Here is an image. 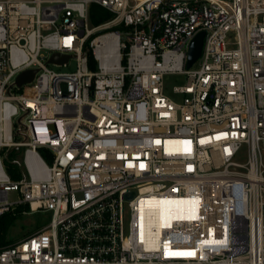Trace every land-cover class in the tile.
<instances>
[{
    "label": "built area",
    "instance_id": "built-area-1",
    "mask_svg": "<svg viewBox=\"0 0 264 264\" xmlns=\"http://www.w3.org/2000/svg\"><path fill=\"white\" fill-rule=\"evenodd\" d=\"M20 207L49 220L0 264H264V0H0V218Z\"/></svg>",
    "mask_w": 264,
    "mask_h": 264
},
{
    "label": "rangeland",
    "instance_id": "rangeland-1",
    "mask_svg": "<svg viewBox=\"0 0 264 264\" xmlns=\"http://www.w3.org/2000/svg\"><path fill=\"white\" fill-rule=\"evenodd\" d=\"M90 27H95L93 24L91 17H90ZM49 68L56 72V73H72L77 70L76 62L72 61L67 67L63 66H55L50 65ZM187 82V79L183 75H176V74H170L165 77V93L167 96L171 97L172 99L180 102L183 100L182 96H175L173 94V89L176 86L185 85ZM41 156L44 158V160L51 164V160L48 158V156L44 153H40ZM18 158L17 156H13V158ZM6 172L8 176L13 180L17 181L21 178V169L16 166H6ZM19 195L16 192L11 193V199L12 200H18ZM17 220L14 222L13 226L10 228L6 239L10 240L11 242L15 243L20 241L26 236H29L36 232L43 224L47 223L49 218L48 216H43L40 214L31 215L30 214H16Z\"/></svg>",
    "mask_w": 264,
    "mask_h": 264
},
{
    "label": "trees",
    "instance_id": "trees-1",
    "mask_svg": "<svg viewBox=\"0 0 264 264\" xmlns=\"http://www.w3.org/2000/svg\"><path fill=\"white\" fill-rule=\"evenodd\" d=\"M90 17L95 25V27L107 22L108 20L113 18V14L106 9L102 8L101 6L97 4H93L90 8ZM27 207H20L16 214H21L24 211H27ZM16 214H5L0 218V247H5L10 244H13L10 240L6 239V236L10 230V228L13 226L14 222L17 220Z\"/></svg>",
    "mask_w": 264,
    "mask_h": 264
},
{
    "label": "water",
    "instance_id": "water-1",
    "mask_svg": "<svg viewBox=\"0 0 264 264\" xmlns=\"http://www.w3.org/2000/svg\"><path fill=\"white\" fill-rule=\"evenodd\" d=\"M204 43V33H200L192 42L188 54V64L187 68L190 69L195 62L200 58L202 53ZM70 59V56H63L60 54H55L53 58L51 59L50 63L52 64H63L67 63ZM35 71H27L23 74H21L18 78V85L22 86L24 84L30 83L33 81L35 76Z\"/></svg>",
    "mask_w": 264,
    "mask_h": 264
},
{
    "label": "bare ground",
    "instance_id": "bare-ground-1",
    "mask_svg": "<svg viewBox=\"0 0 264 264\" xmlns=\"http://www.w3.org/2000/svg\"><path fill=\"white\" fill-rule=\"evenodd\" d=\"M154 205L153 206H157V207H160V208H168V207H171L172 205H169V204H163V205H159V203L157 201L155 202H152ZM178 205V204H177ZM176 205V206H177ZM179 207V206H178Z\"/></svg>",
    "mask_w": 264,
    "mask_h": 264
}]
</instances>
